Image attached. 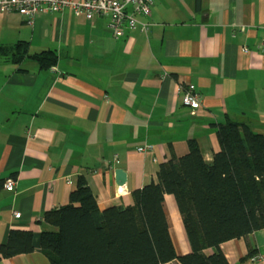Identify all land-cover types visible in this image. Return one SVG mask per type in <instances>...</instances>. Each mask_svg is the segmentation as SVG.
<instances>
[{
	"label": "crops",
	"instance_id": "0c3cea01",
	"mask_svg": "<svg viewBox=\"0 0 264 264\" xmlns=\"http://www.w3.org/2000/svg\"><path fill=\"white\" fill-rule=\"evenodd\" d=\"M148 20L147 32L117 38L103 16L64 10L30 22L0 12L1 44L58 56L49 68L0 61V264H50L39 248L3 257L1 246L12 229H53L44 213L70 201L80 175L101 208L133 205L132 191L157 181L159 164L187 153L190 138L211 162L219 124L264 134V0H156ZM189 83L202 95L194 114L182 102ZM145 144L153 150L138 151ZM117 168L127 171L125 185ZM164 209L177 253L191 252L172 194ZM221 249L229 264H264V229Z\"/></svg>",
	"mask_w": 264,
	"mask_h": 264
},
{
	"label": "trees",
	"instance_id": "16d2710c",
	"mask_svg": "<svg viewBox=\"0 0 264 264\" xmlns=\"http://www.w3.org/2000/svg\"><path fill=\"white\" fill-rule=\"evenodd\" d=\"M58 61L52 50L29 52L27 42L0 43V61ZM219 150L207 162L196 138L188 152L159 164L157 181L132 191L133 205L101 208L84 175L70 201L44 213L54 228L12 229L1 256L41 249L50 264H229L221 244L264 229V134L233 120L218 125ZM175 197L191 252L178 254L164 209ZM212 249L210 254L205 250ZM253 255V252L250 253Z\"/></svg>",
	"mask_w": 264,
	"mask_h": 264
},
{
	"label": "built area",
	"instance_id": "2783aa9c",
	"mask_svg": "<svg viewBox=\"0 0 264 264\" xmlns=\"http://www.w3.org/2000/svg\"><path fill=\"white\" fill-rule=\"evenodd\" d=\"M156 0H0V12L17 11L30 22L37 16L48 12H61L70 10L76 15H83L87 19L96 16H103L109 19V26L113 35L117 38L123 36L128 29L140 28L147 32L150 28L148 18L152 14V8ZM260 49L264 54V37ZM243 52L248 53L249 49L243 47ZM182 102L192 109V113L200 108L202 95L195 84L189 83L182 90ZM153 144H145L138 148V151H152ZM16 181L8 178L5 188L14 190ZM15 215L20 217V213Z\"/></svg>",
	"mask_w": 264,
	"mask_h": 264
},
{
	"label": "water",
	"instance_id": "95a60500",
	"mask_svg": "<svg viewBox=\"0 0 264 264\" xmlns=\"http://www.w3.org/2000/svg\"><path fill=\"white\" fill-rule=\"evenodd\" d=\"M117 185H125L127 182V171L123 168H117L115 170Z\"/></svg>",
	"mask_w": 264,
	"mask_h": 264
}]
</instances>
